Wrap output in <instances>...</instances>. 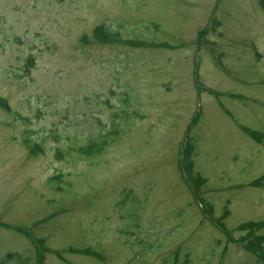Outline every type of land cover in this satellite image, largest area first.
I'll use <instances>...</instances> for the list:
<instances>
[{"label":"rangeland","instance_id":"1","mask_svg":"<svg viewBox=\"0 0 264 264\" xmlns=\"http://www.w3.org/2000/svg\"><path fill=\"white\" fill-rule=\"evenodd\" d=\"M0 100V264L264 262L240 240L264 221V2L0 0ZM123 111L117 141L73 151ZM124 188L147 195L125 235Z\"/></svg>","mask_w":264,"mask_h":264},{"label":"trees","instance_id":"2","mask_svg":"<svg viewBox=\"0 0 264 264\" xmlns=\"http://www.w3.org/2000/svg\"><path fill=\"white\" fill-rule=\"evenodd\" d=\"M109 29L110 28H108V26H106L104 24L95 26L93 31H92V38L96 39L97 41L105 42V43L106 42H114V43L119 42L117 34L112 33ZM129 43L133 44L134 42H129ZM160 46H163V44H161ZM0 104L4 105L1 100H0ZM122 114H123V118H122L123 121L120 124L115 125V123H111L110 126H107L108 130H106V127H105L104 132H101V133L98 132V134H96V135L94 134L92 136H89L87 143L84 146H80L78 148H75V149H73V151L76 154H78L84 158H89V157H93V156H96L99 153H101L103 151V149L105 148V146H107L111 142L117 141L122 135V133L120 131L121 126L122 127L127 126V125H124V123L129 117V113H127L125 111H123ZM196 118L191 122L190 126H193L196 124V121H197ZM250 134L252 137L257 136L254 132H250ZM29 148H30L31 154H36V151H38V150L40 152L42 151V149L39 145L29 146ZM69 150H70L69 148L63 150V149H60L59 147H57V148H55V157L61 159L65 155L68 154ZM192 151H193V146L190 143V141L187 140V142L183 148V151H182L183 156H184V161L186 162V164H187V161L189 160L188 158L192 154ZM188 166L191 167V165H188ZM187 176H188V181L190 183L189 182H186V183L189 185L193 194H196L199 196V199H197L196 195H195L196 200L200 201L203 204V206H206L205 203L202 202V201H204V199L202 197H200L201 181L199 179V176L194 175L193 172H191V173L189 172V175L187 173ZM50 181H52V179H50ZM254 184L260 185V182L255 181ZM192 187L194 190L192 189ZM138 196L136 194H134L131 189L124 188V190H122L120 192V194L118 196L119 198L113 202V208L118 210V212L120 214V218L124 219V229L122 230L124 235L128 234L126 229L128 227H130L131 223L137 224L140 220V215H139L140 211H138V210L141 208L142 202H145L147 200V195L140 196L138 194ZM206 210L209 213V211H208L209 209L207 207H206ZM214 221L216 223H219L222 225V223H221L222 217L217 218ZM241 228L244 231V236H241V238H240L241 243L245 244V246L248 250H251L252 252H254V253H256V254H258L264 258V246H263L264 236L256 234L257 231L264 228V221L248 222V223L242 224ZM223 232L228 237L230 236L226 233V230L224 229V227H223ZM31 239H32L34 244L36 243L39 247H41L42 243L38 242L37 239L33 235L30 236V240ZM36 250H38V249H36ZM84 252L88 255L95 256V258H97V259H100V260L104 259L103 255L99 251H94V250H90V248H86L84 250ZM175 253L176 252H174V255H175ZM177 253H178V251H177ZM134 255L135 256L138 255L140 257V259L145 257L143 255V253L137 254V255L134 253ZM174 255L171 254V258H173ZM14 257H17V256L15 254H12V253H7L6 258L4 259V263L7 264V260L10 261L9 259H12ZM14 264H25V263H24V260H21V261L17 260ZM256 264H264V262L260 260Z\"/></svg>","mask_w":264,"mask_h":264}]
</instances>
